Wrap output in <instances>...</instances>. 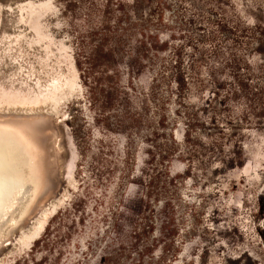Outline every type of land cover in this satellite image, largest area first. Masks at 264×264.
I'll list each match as a JSON object with an SVG mask.
<instances>
[{
  "label": "rangeland",
  "instance_id": "374dc122",
  "mask_svg": "<svg viewBox=\"0 0 264 264\" xmlns=\"http://www.w3.org/2000/svg\"><path fill=\"white\" fill-rule=\"evenodd\" d=\"M102 2L0 0V112L35 106L52 114L63 151L62 190L39 219L3 242L0 264H90L101 249H116L109 248L117 236L113 222L122 228L128 219L123 197L147 148L140 141L147 137L144 125L126 130L117 115L122 101L107 103L108 87L102 91L99 74L93 78L101 64L90 66L89 57L100 46V36L79 40L83 30L101 27L107 15L100 10ZM190 2L246 28L248 38L237 53L255 72L251 85L264 88V0H186L180 5L192 9ZM175 15L163 16L167 28H173ZM75 58L89 71L83 79ZM217 61L206 59L201 80H191L185 102L200 124L192 140L180 147L184 158L175 156L166 164L172 177L166 191L174 199L176 224L187 244L175 264H264V99L245 94L229 76L230 68ZM132 81L139 86L135 77ZM126 135L123 156L118 145ZM160 179L163 186L164 176ZM137 190L145 192L141 186ZM74 193L85 200L83 220H78L80 212H72V222L63 223L59 237H52L53 250L37 248L47 221ZM27 194L25 190L22 201Z\"/></svg>",
  "mask_w": 264,
  "mask_h": 264
},
{
  "label": "trees",
  "instance_id": "16d2710c",
  "mask_svg": "<svg viewBox=\"0 0 264 264\" xmlns=\"http://www.w3.org/2000/svg\"><path fill=\"white\" fill-rule=\"evenodd\" d=\"M102 1L100 10L107 15L102 17L101 27L83 30L79 40L100 36V46L89 57L90 66L101 64L93 78L99 74L97 77L103 81L100 89L108 87L107 103L122 101L117 115L126 130H138L144 125L147 140L140 143L147 148L143 158H138L140 166L136 163L128 178L132 180L124 193L125 206L121 207L126 208L128 219L122 228L116 219L113 222V234L117 236L109 248L116 249H101L102 254L94 256L90 264H175L187 244L176 224L174 199L166 191L172 178L166 164L172 157L184 158L180 147L192 140L200 124L195 111L185 102L191 80L200 81L202 63L214 58L230 68L229 76L237 79L245 94L250 91L253 99H264V88L256 91L251 85L255 72L237 53L248 38L246 28L230 22L213 8H197L190 2L192 9H187L180 5L186 0H175L174 5L171 0ZM168 12L176 13L173 28H167L163 20ZM161 29L164 30L160 32ZM74 65L81 79L89 74L80 58H75ZM122 69L128 76L126 83ZM133 76L139 86H133ZM128 139L126 135L122 140L125 145L122 141L118 145L123 156ZM161 176L165 178L163 186L159 184ZM95 181L96 177L91 185ZM140 186L145 192L137 190ZM84 203L80 193L72 194L66 206L47 221L42 236L35 241L37 248L53 250L52 237H59L63 223L72 222L71 213L80 212L78 220H83Z\"/></svg>",
  "mask_w": 264,
  "mask_h": 264
},
{
  "label": "bare ground",
  "instance_id": "6f19581e",
  "mask_svg": "<svg viewBox=\"0 0 264 264\" xmlns=\"http://www.w3.org/2000/svg\"><path fill=\"white\" fill-rule=\"evenodd\" d=\"M54 119L35 106L0 112V253L3 242L39 219L62 190L63 151Z\"/></svg>",
  "mask_w": 264,
  "mask_h": 264
}]
</instances>
